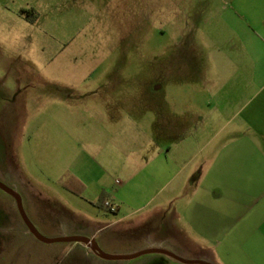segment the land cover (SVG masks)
<instances>
[{"label": "rangeland", "instance_id": "obj_1", "mask_svg": "<svg viewBox=\"0 0 264 264\" xmlns=\"http://www.w3.org/2000/svg\"><path fill=\"white\" fill-rule=\"evenodd\" d=\"M198 3L210 13L206 0ZM209 3L214 9L215 0ZM184 12V0H0V182L18 192L23 209L37 197L21 194L39 192L50 200L39 199L44 206L80 211L109 256H127L142 239L184 260L264 264L262 165L261 174L252 173L246 159L254 152L231 157L236 149L228 144L264 137L216 132L227 118L214 117L216 103H206L211 87L202 83L199 61L192 71L183 57L189 40L203 46L200 35L213 27L196 20L203 33L187 38L193 22ZM158 102L173 111L172 133L164 122L153 124ZM190 104L216 123L185 131L180 124ZM118 128L126 137L121 155ZM260 144L255 156L264 158ZM82 151L112 166L120 185L114 200H127L119 214L101 209L96 185L83 201L57 183ZM157 153L161 175L153 178ZM167 170L174 177L169 189ZM13 201L0 190L1 216ZM109 264L183 263L147 254Z\"/></svg>", "mask_w": 264, "mask_h": 264}, {"label": "crops", "instance_id": "obj_2", "mask_svg": "<svg viewBox=\"0 0 264 264\" xmlns=\"http://www.w3.org/2000/svg\"><path fill=\"white\" fill-rule=\"evenodd\" d=\"M202 1L184 0L186 20L193 22L189 26L190 36L188 35L187 38H195L201 31L199 25L196 26L194 23L196 20L207 21L213 28L206 30L205 33L201 32L202 35L199 34L204 37L201 43L203 46H197L195 39L189 40V47L183 50L184 63L189 70L193 71L196 62L199 61V68L203 71L202 83L211 87V94L206 99V103H216L213 111L214 117L227 118L217 129V133L245 130V132L253 131L264 137V0H215L214 9L210 7L212 6L209 3L210 0H206L204 7L210 10V13L205 16L203 13L205 9L198 11L196 7L198 2L202 4ZM213 42L216 46L207 50L205 46ZM160 109L159 102L151 107L153 124L155 122L156 128H159L160 123L164 122L163 128L167 130V133L174 132L175 122L170 118L173 111L165 112ZM162 114L163 117L167 115L168 120L162 121ZM183 116L184 120L180 125H183L185 131H190L192 128L195 131H199V128L203 131L205 128L207 130V124L211 121L193 107V104L189 105ZM96 117L103 119L100 115ZM214 123L216 120L212 118L211 125ZM115 132H119L115 139V149L121 155L122 148H124L122 140L125 141L126 137L122 135L120 129ZM214 138H217V135ZM262 141L264 140L254 139L240 142V140L231 139L228 144L233 145L232 149H236L231 157H237V153L239 156L243 151L250 154L252 150L254 157L251 160L248 157L249 160L247 158L246 161L252 166V173L261 174L256 166L261 164L262 172H264V158L256 157L255 154L256 150L260 149ZM169 150L170 147L167 148L168 152ZM159 154L157 153L151 162L153 178L161 175L157 164L159 162H156ZM101 159L100 154L97 156L89 151L80 152L62 173L57 183L71 197L81 200L84 199L89 188L96 185L98 201L107 198L117 207V211L113 214H119L122 206L127 204V200L124 198H119L118 202L114 200L113 195L116 197L119 194L117 187L120 185L117 179L115 181L112 179V166L103 164ZM166 168H169L168 164ZM168 173L167 170V179L163 188L169 189L174 177L171 176V178ZM127 186L125 183L124 187ZM27 195L21 194L26 198L37 197L35 201L27 199V207L24 210L42 236L49 239L84 237L92 239L99 247L95 223L84 219L81 215L77 216L80 211L60 202L44 206L40 200L47 203H50V200L45 199V195L39 192ZM88 203L96 206L95 202L88 201ZM149 248L163 247L151 242L145 243L141 239L133 245L131 251L124 255L130 256ZM111 261L114 260L95 254L79 242L49 244L40 242L32 236L22 221L15 200L7 205L6 215H0V264H109Z\"/></svg>", "mask_w": 264, "mask_h": 264}, {"label": "water", "instance_id": "obj_3", "mask_svg": "<svg viewBox=\"0 0 264 264\" xmlns=\"http://www.w3.org/2000/svg\"><path fill=\"white\" fill-rule=\"evenodd\" d=\"M0 190L5 192L6 194L11 196L15 200V204H16L18 213H19L22 221L24 222L25 226L27 227L28 231L32 234V236L34 238H36L37 240H39L40 242L48 243V244L49 243H56V242H79V243L86 245L87 248L90 249L91 251H93L95 254L102 256L103 258H106L109 260H130V259L142 256V255L160 254V255H164L168 258H171L172 260H174L176 262L183 263V264H211L205 260H184V259L177 257L176 255H174L170 251L165 250L163 248H149V249L143 250L141 252H138V253L130 255V256H109V255L104 254L99 249V247L96 245V243L92 239H89V238L77 237V236L56 238V239L45 238L44 236H42L39 233V231L35 228V226L31 223V221L27 217V215L23 209V206H22L21 197L18 194V192H16L14 189L6 186L5 184H3L1 182H0Z\"/></svg>", "mask_w": 264, "mask_h": 264}, {"label": "built area", "instance_id": "obj_4", "mask_svg": "<svg viewBox=\"0 0 264 264\" xmlns=\"http://www.w3.org/2000/svg\"><path fill=\"white\" fill-rule=\"evenodd\" d=\"M105 207H107L110 213H115L117 211V207L114 204H112L110 200H107L105 202Z\"/></svg>", "mask_w": 264, "mask_h": 264}, {"label": "trees", "instance_id": "obj_5", "mask_svg": "<svg viewBox=\"0 0 264 264\" xmlns=\"http://www.w3.org/2000/svg\"><path fill=\"white\" fill-rule=\"evenodd\" d=\"M102 203L100 204L101 209L108 210L107 207H105V202L108 200L107 198L101 199Z\"/></svg>", "mask_w": 264, "mask_h": 264}]
</instances>
